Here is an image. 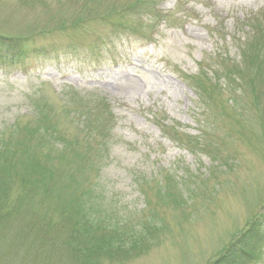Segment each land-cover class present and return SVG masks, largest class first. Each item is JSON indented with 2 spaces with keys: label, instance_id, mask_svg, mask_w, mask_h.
Instances as JSON below:
<instances>
[{
  "label": "rangeland",
  "instance_id": "1",
  "mask_svg": "<svg viewBox=\"0 0 264 264\" xmlns=\"http://www.w3.org/2000/svg\"><path fill=\"white\" fill-rule=\"evenodd\" d=\"M0 37V264H213L264 212V0H0Z\"/></svg>",
  "mask_w": 264,
  "mask_h": 264
},
{
  "label": "trees",
  "instance_id": "2",
  "mask_svg": "<svg viewBox=\"0 0 264 264\" xmlns=\"http://www.w3.org/2000/svg\"><path fill=\"white\" fill-rule=\"evenodd\" d=\"M27 52L26 46L18 43L15 44L14 39L0 37V64H3L7 59L13 57H27ZM1 158H3V156L0 157V159ZM1 180L0 174V191L5 192V187L3 189L1 188ZM84 222L87 223L86 226L91 224L86 220ZM247 229V231H243L235 236L230 245L220 254L213 264H249L252 259H257V256L261 253V249L264 247V241L262 240V233L264 231V212L258 219L248 225ZM110 241L113 247L95 244L91 247V250H84L81 254L88 260L98 257L99 254L97 253L113 255L118 251L129 254L134 252L136 248L138 249L142 246L141 243L143 239L120 234L116 236V238H111Z\"/></svg>",
  "mask_w": 264,
  "mask_h": 264
}]
</instances>
